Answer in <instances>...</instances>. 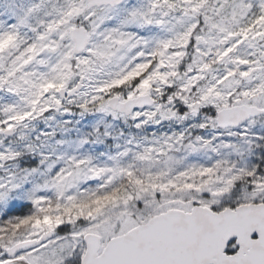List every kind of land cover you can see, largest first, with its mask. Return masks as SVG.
Listing matches in <instances>:
<instances>
[{
  "label": "snow or ice",
  "instance_id": "snow-or-ice-1",
  "mask_svg": "<svg viewBox=\"0 0 264 264\" xmlns=\"http://www.w3.org/2000/svg\"><path fill=\"white\" fill-rule=\"evenodd\" d=\"M0 264H264V0H0Z\"/></svg>",
  "mask_w": 264,
  "mask_h": 264
}]
</instances>
